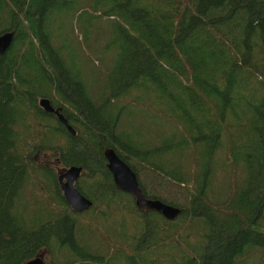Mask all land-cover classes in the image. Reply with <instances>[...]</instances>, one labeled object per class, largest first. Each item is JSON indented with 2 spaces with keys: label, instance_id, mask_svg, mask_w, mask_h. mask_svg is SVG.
Instances as JSON below:
<instances>
[{
  "label": "trees",
  "instance_id": "trees-1",
  "mask_svg": "<svg viewBox=\"0 0 264 264\" xmlns=\"http://www.w3.org/2000/svg\"><path fill=\"white\" fill-rule=\"evenodd\" d=\"M77 13L115 18V61L106 72L93 57V83L82 42L63 37L62 21ZM7 31L15 37L0 53V264L39 255L49 264H264V0H0ZM43 97L76 135L40 106ZM135 104L162 113L161 140L131 137L124 114ZM107 147L149 198L183 208L179 217L139 210L115 185ZM70 166L83 167L76 185L93 201L84 212L60 188ZM225 175L231 190L219 195Z\"/></svg>",
  "mask_w": 264,
  "mask_h": 264
},
{
  "label": "rangeland",
  "instance_id": "rangeland-1",
  "mask_svg": "<svg viewBox=\"0 0 264 264\" xmlns=\"http://www.w3.org/2000/svg\"><path fill=\"white\" fill-rule=\"evenodd\" d=\"M105 22L102 21L101 17H91L89 14L82 15L78 17V13L72 22L68 20H63V37H65L66 42L69 46H72V41H77V38L82 42L83 48L89 56H86L85 62L83 63L84 69L86 70V78L89 83L93 81L95 75H99L100 69L96 67L93 57L102 58L103 70L109 72V68L115 61L116 45L114 44L115 33L112 30L113 21L115 18L107 19L104 17ZM62 24V23H61ZM79 43V42H78ZM80 44V43H79ZM81 45V44H80ZM99 60V59H97ZM93 83V82H92ZM99 90L101 89V83H98ZM103 95V92L100 93ZM93 98L94 95H92ZM144 101H148L147 97L143 98ZM125 128L129 129L131 137L137 140H144V136L154 134L156 137L162 139V132H164L165 123L162 121V113L158 112L156 107L148 108L146 106L140 107V105L129 106L125 112ZM128 132V130H126ZM177 143V142H176ZM41 161H46L45 158H41ZM245 178L239 177L238 181L243 185L245 184ZM229 183L231 181L225 175L221 180L215 183L219 195H228L230 190ZM249 197V195H248ZM234 202L241 203V193L238 191L235 196ZM248 201V200H247ZM120 217H116L119 220ZM133 227L132 220L128 225V233H131V228ZM45 261H47L45 259ZM48 262V261H47ZM49 263V262H48ZM247 264H263L262 260H258L256 257L250 258Z\"/></svg>",
  "mask_w": 264,
  "mask_h": 264
},
{
  "label": "water",
  "instance_id": "water-1",
  "mask_svg": "<svg viewBox=\"0 0 264 264\" xmlns=\"http://www.w3.org/2000/svg\"><path fill=\"white\" fill-rule=\"evenodd\" d=\"M14 32L7 31L0 35V53H5L11 47L14 40ZM40 106L47 112L54 113L66 126L72 135H76V129L69 123L61 112V107L55 108L51 100L43 97L39 101ZM108 169L112 173L115 185L122 191L131 194L135 198L136 206L142 211H156L166 219L175 220L183 212V208L169 204L160 199L149 198L140 186L138 175L133 168L118 154L115 148L107 147L104 150ZM83 172L82 166H70L60 169L59 183L68 204L76 212H84L91 208L93 201L85 196L78 188L77 181ZM26 264H49L44 256H36Z\"/></svg>",
  "mask_w": 264,
  "mask_h": 264
},
{
  "label": "bare ground",
  "instance_id": "bare-ground-1",
  "mask_svg": "<svg viewBox=\"0 0 264 264\" xmlns=\"http://www.w3.org/2000/svg\"><path fill=\"white\" fill-rule=\"evenodd\" d=\"M14 32V35H15V31H13ZM15 37V36H14ZM62 111V110H61ZM61 188V187H60ZM119 189V188H118Z\"/></svg>",
  "mask_w": 264,
  "mask_h": 264
}]
</instances>
